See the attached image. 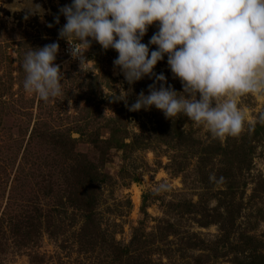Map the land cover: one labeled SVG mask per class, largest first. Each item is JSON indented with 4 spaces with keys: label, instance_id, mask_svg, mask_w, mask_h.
<instances>
[{
    "label": "rangeland",
    "instance_id": "obj_1",
    "mask_svg": "<svg viewBox=\"0 0 264 264\" xmlns=\"http://www.w3.org/2000/svg\"><path fill=\"white\" fill-rule=\"evenodd\" d=\"M33 2L46 10L42 20L36 15L25 20L23 11L0 7V215L9 208L20 223L16 237L7 234L0 241V264H121L106 258L103 237L106 244H126L140 230L147 235L144 254L150 264H195L197 259L235 264V256L242 264H264L262 256L249 254H264V123L257 119L264 95L239 99L246 114L244 131L224 139L183 115L168 119L155 107L130 111L128 106L140 92L148 93L154 77L129 85L113 66L117 53L95 41L83 53L81 66L80 60L63 56L60 46L67 42L58 38L59 29L46 28L47 18L59 13V0ZM156 30L149 26L142 42L147 44ZM44 39L45 45L58 43L55 63L65 79L63 94L47 102L24 91L21 68L24 53L44 46ZM153 71L164 74L166 87L182 90L166 56ZM176 125L200 146L214 150L217 141L230 146L234 141L246 146L248 155L233 158L240 168H229L228 159L219 165L220 157L196 168L195 157L185 156L173 137ZM117 126L115 137H124L130 146L110 149L104 161L101 140ZM77 153L95 165L99 179L105 176L93 185L97 200L91 221L71 205V194L84 180ZM36 211L42 213L40 220L34 219ZM249 236L257 241L253 247ZM86 242L89 249L84 250Z\"/></svg>",
    "mask_w": 264,
    "mask_h": 264
},
{
    "label": "clouds",
    "instance_id": "obj_2",
    "mask_svg": "<svg viewBox=\"0 0 264 264\" xmlns=\"http://www.w3.org/2000/svg\"><path fill=\"white\" fill-rule=\"evenodd\" d=\"M0 7L23 11L25 20L32 15L42 20L46 11L33 0H0ZM58 11L65 18L58 38L67 42L80 66L95 41L117 53L113 66L129 85L154 77L148 93L140 92L128 106L130 111L155 107L168 119L183 115L224 139L244 131L246 114L239 99L264 95V0H71ZM54 21L59 23V15ZM153 25L157 30L145 44L142 38ZM58 50L52 42L23 55L22 88L44 102L63 94ZM165 56L182 85L179 92L165 86L163 73L153 71ZM257 119L264 123V111Z\"/></svg>",
    "mask_w": 264,
    "mask_h": 264
},
{
    "label": "trees",
    "instance_id": "obj_3",
    "mask_svg": "<svg viewBox=\"0 0 264 264\" xmlns=\"http://www.w3.org/2000/svg\"><path fill=\"white\" fill-rule=\"evenodd\" d=\"M61 6L65 3L70 4L71 0H59ZM55 15H59V23H56L54 21V17L56 16H52L47 18V25L51 24V27H48L46 25V28H51V29H59L62 27V25L64 24V20L65 18L63 17L62 14H59L57 12H55ZM46 40H40V44H44L45 45ZM64 44V43H63ZM63 44L60 46L62 47ZM31 45V44H29ZM260 125V124H257ZM158 128H160V126L158 125ZM120 131L119 126H117L116 128L113 127L111 129V133L110 136L108 138H105L103 140H101L102 144L101 146H99V151L101 153V157L102 159L105 161L106 159V155L108 153V151L110 149H115V150H124V148L130 146V143H125L122 141V139L124 137H120L116 138L115 134ZM173 133L172 131L170 132V134ZM173 137H176L175 139L178 141L179 139V143H181V146L183 148V150L185 151L183 154H185V156H190V157H195V164H196V168L199 169H204V164L207 163V161L213 159L214 157H220L221 158V162L219 163V165L223 162V160L228 159L230 161V165L229 168H234L235 165L238 166L237 168H240L241 165L238 164L237 162H235L233 158H237V157H246L247 154V149L246 146H243V144H238L237 146H235V142L232 141L233 143H231L232 146L229 145V143H227L226 145H222L220 144V141H217V143L215 144V149L214 150H210L208 149V146H203V145H199V143L195 142L193 139H191V137L189 138V136L186 137V134L184 133V130H179L178 125H176V128H174V134ZM73 140V139H72ZM192 140V141H191ZM190 142V146L189 147L187 145V143L185 142ZM231 142V141H230ZM60 145H63L60 142H57ZM92 143L94 145H96V147L98 146L96 143V139L92 140ZM178 143V142H177ZM207 152H206V150ZM196 154V156H195ZM78 161V167L81 171V175L83 176L84 180H80V182L78 183V189L74 190V192L71 194L72 198H71V205H73L74 207H76V209L83 211V218L85 220H89L91 221V217L92 214L95 212L94 211V206L96 204V200H97V195L94 194V192L92 191L93 189V185L96 183V181H103L104 178L99 179V176L96 174L95 170L96 167L95 165L90 162V161H82L81 158H79V155L77 153V159H75V161ZM241 163L242 161L239 160ZM236 163V164H235ZM50 190V189H48ZM44 193L47 194L48 191L44 190ZM44 194V195H45ZM143 204H144V196H143ZM14 206L18 207V204H15ZM143 206V205H142ZM7 209V208H6ZM53 209V212H55V209ZM143 209V207H142ZM9 210V208L7 209ZM5 211L4 214L0 215V241L1 239L6 236L7 234L11 235V237H16L19 233V220L17 217H13L12 215L8 214V211ZM18 211V210H17ZM16 216H19V218L21 217V214H16ZM42 217V213L39 211H36L35 213V217L34 219H38L40 220ZM18 221V222H17ZM30 226H32L30 224ZM169 227H172V224H169ZM95 230H98V226H94ZM139 230V229H137ZM51 234H55V232H50ZM27 234V233H26ZM132 237L129 240L128 243L126 244H120L115 242L114 240L108 241L109 243L106 244V240H105V236L104 238V242L101 245L102 247L105 245V247L107 246V249L105 247H103V251L104 249L106 251L105 252V256L106 258H113V261L119 260V262L121 264H150L149 260L146 258L147 254L145 253V247L147 246L148 242L146 241V237L147 235L145 233H142L141 230L140 231H136V232H132ZM173 235H176V233H174ZM250 238L246 237V239L250 242V244H255L257 241H254L253 237L249 236ZM2 242V241H1ZM0 242V244H1ZM247 242V241H244ZM16 243V242H15ZM25 243V242H24ZM23 242L18 243V245H26ZM30 243V242H27ZM33 243V242H32ZM85 243V242H84ZM82 243V245L84 244ZM88 244V242H86ZM249 244V245H250ZM16 245V244H15ZM241 249L243 250V246L240 243L238 245ZM91 249L90 250H94V248H96L95 245H90ZM248 248V247H247ZM84 250L89 249V244L88 246L85 245ZM89 250V251H90ZM108 250V251H107ZM244 251V250H243ZM256 252L253 251H249V254L251 256H262L264 258V254H255ZM197 257V256H196ZM193 258V259H196ZM243 257V256H242ZM235 259V264H238L242 261H239V258L237 256L234 257ZM103 264V261L102 263ZM194 264V262H193ZM195 264H201V259H197L195 260ZM242 264V263H240Z\"/></svg>",
    "mask_w": 264,
    "mask_h": 264
},
{
    "label": "built area",
    "instance_id": "obj_4",
    "mask_svg": "<svg viewBox=\"0 0 264 264\" xmlns=\"http://www.w3.org/2000/svg\"><path fill=\"white\" fill-rule=\"evenodd\" d=\"M68 49H69V45L66 43V44H64V45L61 47V49H60V53H61L63 56L67 57V58H72V59H74V60L77 59V58H73V57L70 56ZM77 60H79V59H77Z\"/></svg>",
    "mask_w": 264,
    "mask_h": 264
}]
</instances>
